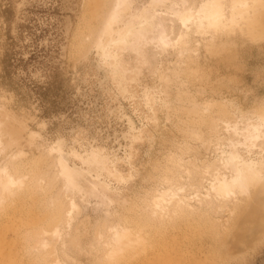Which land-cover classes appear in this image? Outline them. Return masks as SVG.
Segmentation results:
<instances>
[{
	"label": "rangeland",
	"instance_id": "374dc122",
	"mask_svg": "<svg viewBox=\"0 0 264 264\" xmlns=\"http://www.w3.org/2000/svg\"><path fill=\"white\" fill-rule=\"evenodd\" d=\"M112 4L0 0V166L16 168L25 181L35 176L36 185L0 207V264H36L44 251L30 250L28 236L50 229L45 220L57 198L65 210L70 200L77 208L70 223L63 219L52 226L60 237L55 245L51 241L49 252L55 253L49 262L102 264L107 230L129 221L148 242L129 251L137 255L126 257L129 262L123 256V262L113 264H264L263 229L262 234L252 232L244 221L243 228L258 239L248 233L250 238H244L253 243L240 244L246 240L239 241L241 228L238 244L234 232L236 240L230 237L232 226L228 229L235 215L229 217L224 209L204 215L200 208L210 223L197 211L162 226L152 223L146 206L167 183H181L178 187H186L190 197L196 187L200 192L207 187L197 167L227 151L224 124L217 117L220 108L229 117L219 118L236 122L238 130L257 119L264 107V36L224 34L212 47H207L206 36L194 53L181 54L158 37L161 32L173 38L177 26L163 19L149 0H130L113 32L129 22L135 28L148 25H141L146 32L121 43L99 30ZM205 103H212L206 114L201 109ZM186 171L196 175L190 178ZM50 178L54 183L47 189L38 186ZM224 222L229 225L222 229ZM239 245L244 250L237 251ZM225 247L233 253L226 254Z\"/></svg>",
	"mask_w": 264,
	"mask_h": 264
},
{
	"label": "bare ground",
	"instance_id": "6f19581e",
	"mask_svg": "<svg viewBox=\"0 0 264 264\" xmlns=\"http://www.w3.org/2000/svg\"><path fill=\"white\" fill-rule=\"evenodd\" d=\"M111 2L113 3L112 7L108 10L106 18L105 19L103 18L104 22H103L102 28L99 29V30H101V35L106 37V39H108V40H110V39L116 40L117 42L122 43V42H128L130 39H133V37H136L137 33L146 32V31H143V29L141 28V25H143L145 27L148 24L140 23V24H138L139 28L137 26H136L137 28H135L133 23L129 22V23H126L123 26V28L119 30L118 33H114L113 32V26H115L116 24L121 22L122 17H123L122 15L126 11H128V9L130 7V0H111ZM149 3H150L152 8L159 9L161 11L160 16L163 19H165L167 17V19L171 23H173V25L175 24L177 26L176 27L177 31L175 30L176 34L174 35L173 38L169 34L167 35V34H163L160 32L158 35V37L160 39L159 40L160 43H162L163 46L164 45L165 46H172L173 48H176L177 50H179L181 52V54H183V53L189 54L192 51H194L200 45V39H203L206 36H210V40L207 41V43H208L207 47H212L214 39L216 37L222 36L224 34H232V33L238 32V34L240 33V35L244 36L245 38L247 35L251 38H253V37L254 38L255 37L260 38L261 36H264V7H262V5H261V0H149ZM215 3H222L226 7L223 10H218V9L212 7V5ZM97 4H99V3H97ZM243 5H247V6L244 7ZM95 9H96V7H95ZM95 11L97 13V10H95ZM158 13H159V11H158ZM96 15L99 17L100 14H96ZM152 24H153V22L151 21L149 25L151 26ZM155 28L156 27H153V32L156 31ZM173 31H174L173 28H171L170 32L172 33ZM175 31L173 33H175ZM89 32H90V34H93V33H95V29L91 28V30ZM90 34H88V35H90ZM240 35H238V36H240ZM134 42L135 41L133 40V43ZM113 46H114V44H113ZM192 53H194V52H192ZM211 107H212V103H205L203 108H201V109L206 114V113L210 112V109H212ZM195 109H196V107H195ZM218 111H219V115H217V117H218V119H220V122H222L224 124V125H222V123H221V125L223 126V130L227 135L224 138L226 141V145H227V151L221 152L219 158L213 160L212 162L205 161L206 163H203L201 165L202 168L200 167L199 170L197 167V171H199L198 174H200L201 177H203V180H204V178H205V181L207 180V182H208L207 187L205 188L202 186L204 188L203 192H200L199 188L196 189L197 188L196 187L194 190L193 197H190L192 194H190V196H189V194H187L185 192L186 190L183 189V188L187 189L186 187H184L183 185L181 187H178L181 184L179 182L176 183L177 184V187H176V185L171 182L172 180L170 178V180H171L170 182L172 184L170 183L171 185H169L167 183V185H168L167 189L164 188V190L158 192L156 195H153L151 200L148 201L149 203L146 206L148 207L147 210L150 212V214L147 212L146 213H147V215L149 214L148 216H151V218H152L151 221H153L152 223H154V221H156L160 225L163 226V224L166 225V222H172L173 219L177 216L179 218V217H183L186 215L187 216L191 215V214L193 215L194 213H195L194 215L196 216V212L200 208L203 209V207H204L203 210L205 212H203V210H202V212L205 213L204 215H206L207 210L218 211L217 213H219L220 210L224 209V210H226V212H228L229 215H231L229 217H232L233 215H235L236 221L233 218V220L235 221L234 225L232 223L230 226H228L229 224L226 223L228 225H225V222H224L223 225H219V226H223V228L221 227L222 229H225L226 226H228V229H229L232 226L231 227L232 230L231 229H229V230L232 231L231 234L234 237L233 236H230V237H232L233 240L237 239L236 242L238 241V239L241 236L240 231L242 228L241 232H243L242 234H244V235L241 236V238H240L241 240L239 239V241H242V240L244 241V239L250 238L249 234L252 233L253 231H256L259 234L260 233L262 234V229L264 231V157L262 155L264 153V107L258 112L257 119L255 121L246 122L245 126L242 130L237 129L236 122H231L228 119H225L224 121H222L223 119H221L219 117L228 118L229 116L225 112H223V109H221V108ZM196 113H198V112H196ZM192 114H194V113H192ZM225 115L228 117H226ZM218 119H217V121H219ZM215 122H216V120H215ZM220 122H219V124H220ZM213 124H214V122H213ZM217 127H219V126H217ZM221 139H223V138H220V140ZM222 141H224V140H222ZM218 142H220V141L218 140ZM223 144H224V142H223ZM180 162H182V161H180ZM179 164H177V165L181 168V164L180 165ZM187 165H190V162ZM191 165L194 166V163ZM183 166H182V168H183ZM14 167H16V165ZM188 168H190V167H188ZM185 170H186V168H185ZM189 170H191V169H189ZM193 171H191V172H193ZM16 172H17L16 168L15 169L9 168L8 165L0 166V207L1 208L3 206H5L10 201L9 199L12 200L13 197L17 196L19 193H22V192H25V191L30 192V189L31 188L34 189L36 186V185H34L35 182H34V184L32 182V180H34L33 178H35V176L34 177L30 176V178L28 177L29 179L27 181H25V179H27L26 176L25 177L24 176H17ZM186 172L191 175V173H189V171H186ZM195 172H196V170H195ZM38 174L39 173H37V175ZM194 174L196 175V173L193 172V174L190 176V178L192 176H194ZM37 178H38V176H37ZM188 178L189 177H187V179ZM166 179H167V177H166ZM41 180H40V185L38 183V186L45 188V189H47V187H49L51 185V183L52 184L54 183V180L51 178L48 179L47 181H45V183L41 182ZM36 181H37V179H36ZM30 182H32V184ZM175 182H177V181H175ZM173 184H174V186H172ZM31 185H33L34 187ZM41 185H43V186H41ZM189 187H191V186H189ZM187 191H188V189H187ZM65 199H66V197H65ZM56 200H57L56 202L53 201V202H55V205L53 204L54 207L51 211V215L49 217L47 216V218L45 220L46 225L50 226V229H48L49 227L46 229L44 227V229L42 228L43 229L42 232L39 231L40 233L34 232L33 234L31 233V235L29 234L31 236V238H30V236H28L29 237L28 240L30 239L29 245H28L30 250H31V247L32 248L34 247L33 250L34 249L36 250L35 247H37L38 251L39 250L44 251V253L42 252L40 259L39 258H38L39 260L36 259L37 262H39L40 264H60V261L58 262L57 260H54L52 262L48 261V259L50 258V257L48 258V256L51 255L52 252H54V250L49 252V249L51 248V243H52L51 241L54 240L55 242H53V243L55 245L56 240L60 237L59 231L56 229L53 230L51 228L53 225L60 223L63 219H65L67 224H68V222L70 223V221L73 217V213L77 208L75 202L70 200L69 206L65 210V208L63 206L64 205L63 202L58 198ZM5 201H8V202L6 203ZM211 211H210V213H211ZM199 212H201V211H198L197 213H199ZM203 213H199L201 215V217L203 216ZM147 215H146V217H147ZM34 216H36V214ZM203 218L207 219L208 217L205 218V216H203ZM204 219H202L203 223L206 222ZM208 219H207V221H209ZM230 219H228V221ZM184 220L186 223H188L186 221V219H184ZM189 220H191V219H189ZM212 220H214V219H212ZM233 220H230L229 222H233ZM238 220H240V222ZM244 221L248 223V224L246 223V225L244 224L245 227L250 228V230H252V232L249 231L247 228H243L244 226H242V225H243ZM210 222H212V221H209V223ZM214 222H215V220L213 221V223ZM236 222H237V226L239 225L238 227L240 228L239 229L236 227V229H238V230H235L234 229L235 227L233 228V226H236ZM182 223H183V221H182ZM213 223H211V224L213 225ZM35 224H37V223H34V225ZM130 224H131V222L124 221V224L117 225V226H114L112 228L110 226L111 229L109 228V230H107V234H108L109 238L107 239L106 244L102 243V244L106 245V246H104L105 257H102V259L104 258L103 260L105 261V262L102 261L104 264H113L115 262L118 263V260L120 258H122L123 256H125L124 258L128 257L129 259L130 258L132 259L134 256H137V255H135V252H133V251H136L133 248L138 250L139 247L137 248V246H140L141 244H143L142 243L143 241L148 242V241H146L147 240L146 238H145L146 240L143 238V237H145V236H143L145 234H141L143 236L142 237L141 235H139V233H140L139 231H141V230L136 229V231H135V229L132 228L133 226H131ZM169 224L170 223H168L167 225H169ZM146 225L148 226V222ZM247 225H251V226L248 227ZM138 226H140V225H138ZM151 226H154V225H151ZM151 226H150V228H151ZM156 226H158V225L156 224ZM172 226H173V224H172ZM178 227H179V225H178ZM182 227H185V226H182ZM215 227L216 226L213 225L212 228L214 229ZM139 228L142 229L143 227H139ZM155 228L153 227V230H155ZM243 229H245V230L247 229L249 232L247 231V234H245L246 231ZM161 230L162 229L159 228L158 232H160ZM178 230H180V229L178 228ZM235 231H237V232H235ZM233 232L237 235V238L235 237V234ZM161 233H163V235H164V231L163 232L161 231ZM257 233L255 234L256 237H258ZM41 236H45V237L42 238ZM160 236H161V234H160ZM252 236H254V234ZM255 236L253 238L258 239ZM244 237H246V238H244ZM1 238H2V236H1ZM104 238H106V237H104ZM171 238H173V240L175 241L174 236H172ZM171 238H170V240H171ZM234 238H236V239H234ZM93 239H94V237H93ZM96 239H97V237H96ZM94 241H96V240H94ZM97 241H98V239H97ZM246 241H247V239L243 243L240 242V244H244ZM252 241H253V239L251 240L250 243H253ZM165 242H163V243H165ZM232 242H234V241L231 240V243ZM247 242H249V241H247ZM247 242H246L245 246L250 245V243H247ZM163 243H162V245H166V243L165 244H163ZM237 243L239 244V242H237ZM247 244H249V245H247ZM148 245H149V243H148ZM162 245L161 246L159 245L160 246L159 249L162 247ZM153 246H154V244H153ZM142 247H143V245H142ZM226 248L227 247H225V249ZM235 248L237 250L238 248H242V247H240V245H239V246H236ZM155 249H157V248H155ZM225 249H224V251L227 250L226 251V254H227V252H230L229 249H233V248H230V246H229V249H226V250ZM130 250H133V251L129 252ZM233 250L229 254L233 253ZM242 250H244V249L242 248ZM143 252H144V250H143ZM161 252H162V250H161ZM127 253L130 254L129 255L130 257L128 256ZM155 253H158V251ZM131 254H133L134 256L132 257ZM124 258H122V259H124ZM128 258H126V259H128ZM129 259L126 261L129 262ZM121 260H119V261H121ZM124 260H122V262ZM37 262H36V264H37Z\"/></svg>",
	"mask_w": 264,
	"mask_h": 264
},
{
	"label": "snow or ice",
	"instance_id": "6c2138e0",
	"mask_svg": "<svg viewBox=\"0 0 264 264\" xmlns=\"http://www.w3.org/2000/svg\"><path fill=\"white\" fill-rule=\"evenodd\" d=\"M261 5L262 7H264V0H261ZM244 7H246L247 5H243ZM212 7L218 9V10H223L226 6L222 3H215L212 5Z\"/></svg>",
	"mask_w": 264,
	"mask_h": 264
}]
</instances>
